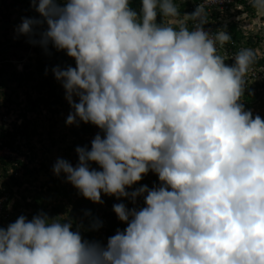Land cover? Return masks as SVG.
I'll list each match as a JSON object with an SVG mask.
<instances>
[{"label":"clouds","instance_id":"obj_1","mask_svg":"<svg viewBox=\"0 0 264 264\" xmlns=\"http://www.w3.org/2000/svg\"><path fill=\"white\" fill-rule=\"evenodd\" d=\"M31 4L40 16L22 18L17 33L76 63L52 69L72 109L66 124L101 130L90 148L76 147L75 166L58 158L54 173L93 202L104 203L103 193L134 206L113 205L127 226L106 245L84 239L71 220L20 215L0 226V264H264V118L253 116L264 106L244 101L254 93L245 91L250 66L264 63V0H232L215 34L200 6L185 13L192 29L184 20L157 22L179 16L174 0H141L139 12L130 0ZM218 45L244 49L230 65ZM5 115V128L22 126L18 113ZM21 150L0 154L29 163ZM150 171L158 184L128 190ZM101 226L96 219L91 229Z\"/></svg>","mask_w":264,"mask_h":264},{"label":"trees","instance_id":"obj_2","mask_svg":"<svg viewBox=\"0 0 264 264\" xmlns=\"http://www.w3.org/2000/svg\"><path fill=\"white\" fill-rule=\"evenodd\" d=\"M197 1L198 0H174L179 11V16L174 19H176V21L184 20L189 29H192L193 20L186 18L185 13H192L194 11L192 5ZM24 3L27 7H30V9H27L28 12H24V17L40 16L33 8L31 0H0V15L7 18V23L3 25L4 32L7 35L10 31L9 23L12 20L11 14L14 13L13 8ZM130 7L139 12L141 0H130ZM249 8L252 11L254 10L251 5ZM213 13L217 19L219 17V10L215 9ZM170 19L173 18H163L158 15L157 22L164 20L165 23H168ZM12 23L15 25L16 20L12 21ZM230 29L235 32L234 35H231V38L240 40L238 25L234 22H230ZM19 35V41L26 38V35ZM2 44L3 43L0 41V117L4 114L12 116L14 106H18V117L23 118L24 121L22 126L16 127L14 131H10L5 128V124L0 123V150L6 147L9 150H20L21 153H25L21 149L22 147H27L30 152V160L29 163H26L22 159L0 154V195L3 196L5 193L9 194V198H7L0 207V226L6 228L9 223L15 222L20 215L26 216L28 211H32L29 220L32 219V216L44 212L53 218L60 217L61 219L71 220L73 223V230H76L78 225L80 226L81 234L84 239L100 241L102 244L106 245L108 237L114 235L117 229L123 230L127 226L126 223L118 219L113 210V205L117 202L125 203L131 208L134 205L128 198L122 197L117 199L115 196L104 197L102 195L104 203L93 202L83 197L77 188H72L70 186L71 183L66 181L65 174H61L58 177L50 176V180L42 183L40 186H34L33 180L29 179L35 176L33 173L39 170L36 163L40 156V154L35 153L36 145L32 142L36 130L33 127L35 122L31 115L40 108L44 110L47 109L57 114L61 110L60 107L64 108L70 106L65 98V92H58L59 81L55 78L52 69L57 65L61 67H66L67 65L76 66L74 58L69 57L65 51H57L51 45H49L50 55L38 44L26 45L24 48L27 50L30 49L31 46L34 47L36 53V67L21 74L18 78L15 75L11 76L6 69L13 66L11 60L14 59L10 60L9 55L4 52ZM10 47H13V45ZM219 55L224 57L221 53H219ZM15 57L19 56L15 55ZM19 58L21 59V57ZM233 61V59H225V63L230 65ZM255 64L256 62L252 65ZM27 67H29V65ZM32 81L34 82L33 89L37 91L38 95L34 96L33 91L26 92V103L23 105V100L21 102L17 100L19 98L18 89L23 86V84H29ZM16 82H18V84L14 86ZM252 91L253 90H251V92ZM2 100L3 103H1ZM244 101H247L246 107H250L256 103H260L264 106V102H261L264 101V80L258 83L257 87L254 89V93L247 95ZM2 107L7 108L6 111L3 110ZM93 126L94 125L91 123H84L81 121L79 126L75 127L73 130V146L69 149L75 152L73 157L75 164L78 162V154L75 151L76 147L85 145L89 148L91 147V142H89L86 136L93 133ZM40 141H42V139H40ZM44 157L45 154H42V157L40 156L39 158L42 159ZM31 165H33L32 168L30 167ZM42 165L45 167V162H43L41 166ZM92 167L99 168V165L93 163ZM21 172H24L26 177H19ZM25 183H28L29 186L24 189L23 186ZM158 183L159 179L158 175H156L154 180L150 181L149 179L143 178L141 181L137 182V184L133 185V187L135 186V189L146 184L151 188L154 184ZM74 196H76V198ZM138 199L141 202L138 205L143 206V197H139ZM66 202L71 204L70 207L66 206ZM47 206H50V210L46 209ZM88 212H90L91 215H86ZM63 215L65 216L63 217ZM96 219L102 222V226L98 230H92L91 224Z\"/></svg>","mask_w":264,"mask_h":264},{"label":"rangeland","instance_id":"obj_3","mask_svg":"<svg viewBox=\"0 0 264 264\" xmlns=\"http://www.w3.org/2000/svg\"><path fill=\"white\" fill-rule=\"evenodd\" d=\"M26 4H21L13 8L14 13L11 14V21L9 23V34L7 35L4 31V26L7 23V18L3 17V15H0V41L3 43L2 48L4 52L9 55L10 59H18L17 62L13 64L12 67L6 68L9 71V74L11 76H16L19 78L21 74H24L25 72H28L31 68L36 67V53L34 50V47H30V49H25L24 47L26 45H31L29 42V38L26 36V38L21 41L18 40V37L20 36L16 29L17 26L22 22V18H24V12H28L27 9H30L28 6L26 8ZM16 20V24L14 25L12 21ZM169 21H176V19H170ZM244 21L241 23L243 24ZM236 23V22H234ZM244 24H248V22H245ZM249 25L245 27V30L247 29ZM2 27V29H1ZM251 29L254 27V24H251L249 26ZM13 45V47H10ZM21 57H15V55ZM38 56V55H37ZM29 65V67H27ZM75 67V65L73 66ZM51 76V75H50ZM49 76V77H50ZM51 78V77H50ZM18 82L14 83V86H17ZM34 82H30L23 84V86L19 87V98L17 99L19 102H23V105H25L26 101V92H31L33 91L34 96H37L38 93L37 91H34ZM58 92L59 93H64L65 89L63 88L62 84L59 82L58 83ZM4 100V99H3ZM3 100L1 103H3ZM14 106V105H13ZM17 106V105H16ZM3 108V107H2ZM7 108H3V110L6 111ZM60 112L57 114L52 113L51 111L47 109H38L35 111L31 117L34 119V129L36 130V134L34 135V138L32 139V142L36 145L35 147V153L40 154L42 157V154H45L44 158H39L38 157V162L36 163L37 168L41 169L39 171L38 176H33L30 177L29 179L33 180L34 186H40L42 183L49 181L50 178L48 177L47 174H51L52 177H56L57 175L53 171V165L55 164L56 160L58 158H64L70 161L73 166L76 164L74 163V151H70V147L73 146V140H74V134L73 130L75 127H77L75 124L73 125H67L66 124V118L68 114L72 111L71 106H66L64 108L60 107ZM13 114H19L18 106L13 109ZM260 115L261 118H264V108L262 106H257L254 108L253 111V116L255 115ZM16 117V116H13ZM32 127V128H33ZM42 139V141H40ZM24 149H27L24 147ZM32 153V152H31ZM45 162V167L41 164ZM94 163V162H93ZM42 168H45L42 170ZM63 174V173H61ZM60 174V175H61ZM157 174L154 172H149L148 174L144 175V179H150L154 180V177ZM26 177V175L24 176ZM58 177V176H57ZM51 185V184H50ZM29 184L25 183L23 188L25 189L28 187ZM52 186V185H51ZM72 188L74 187L72 184L70 185ZM135 187V186H134ZM132 188L129 189V191H132L134 189ZM104 197H107L108 195L103 194ZM76 198V196H74ZM66 201V200H65ZM66 206L70 207V203L66 202ZM46 209L50 210V206H47ZM31 211L27 212L26 217L29 219L31 218ZM61 216V215H60ZM65 215H63L64 217ZM33 217V216H32Z\"/></svg>","mask_w":264,"mask_h":264},{"label":"built area","instance_id":"obj_4","mask_svg":"<svg viewBox=\"0 0 264 264\" xmlns=\"http://www.w3.org/2000/svg\"><path fill=\"white\" fill-rule=\"evenodd\" d=\"M232 0H198L192 5V8L195 9L197 6H200L204 10V19L205 24L204 28L206 31H208L211 34H215L217 31L223 29V17L225 16V13L227 12V9L229 7V4ZM215 9L219 10V17L216 19L215 14L213 13ZM195 25V21L192 22L193 28ZM241 49H244L243 47H238L237 49L233 50L231 47L228 48L227 46H219L218 45V54L221 53L225 56L226 59H233V55L237 52H239ZM234 60V59H233ZM234 62V61H233ZM246 84H245V91L251 90L252 88H256L259 82H262L264 80V63H262L259 68L251 65L249 71L246 74ZM251 92V91H250ZM243 102L242 100L240 101ZM0 123L5 124V127H9L10 129V119L5 115L0 117ZM94 130L93 133H90L86 136V138L91 142L95 135L98 132H101V130L97 126H93ZM7 153L12 154L13 157H17L16 153H13L11 151H7ZM9 198V194L5 193L3 196L0 195V207L2 204Z\"/></svg>","mask_w":264,"mask_h":264}]
</instances>
